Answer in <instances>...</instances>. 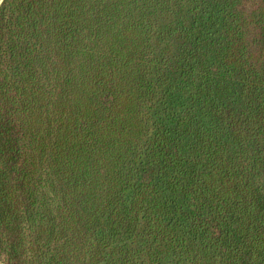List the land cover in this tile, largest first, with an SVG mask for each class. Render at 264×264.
I'll list each match as a JSON object with an SVG mask.
<instances>
[{"label": "trees", "instance_id": "16d2710c", "mask_svg": "<svg viewBox=\"0 0 264 264\" xmlns=\"http://www.w3.org/2000/svg\"><path fill=\"white\" fill-rule=\"evenodd\" d=\"M1 264H264V0H1Z\"/></svg>", "mask_w": 264, "mask_h": 264}, {"label": "water", "instance_id": "95a60500", "mask_svg": "<svg viewBox=\"0 0 264 264\" xmlns=\"http://www.w3.org/2000/svg\"><path fill=\"white\" fill-rule=\"evenodd\" d=\"M0 2H1V0H0Z\"/></svg>", "mask_w": 264, "mask_h": 264}, {"label": "rangeland", "instance_id": "374dc122", "mask_svg": "<svg viewBox=\"0 0 264 264\" xmlns=\"http://www.w3.org/2000/svg\"><path fill=\"white\" fill-rule=\"evenodd\" d=\"M1 264V263H0Z\"/></svg>", "mask_w": 264, "mask_h": 264}]
</instances>
